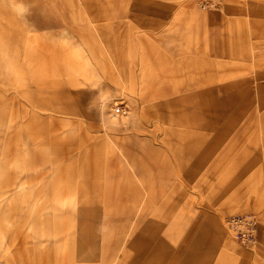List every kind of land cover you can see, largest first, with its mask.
I'll return each mask as SVG.
<instances>
[{"label": "rangeland", "instance_id": "obj_1", "mask_svg": "<svg viewBox=\"0 0 264 264\" xmlns=\"http://www.w3.org/2000/svg\"><path fill=\"white\" fill-rule=\"evenodd\" d=\"M16 2L0 0V264H264V0ZM188 3L212 41L179 29Z\"/></svg>", "mask_w": 264, "mask_h": 264}, {"label": "crops", "instance_id": "obj_2", "mask_svg": "<svg viewBox=\"0 0 264 264\" xmlns=\"http://www.w3.org/2000/svg\"><path fill=\"white\" fill-rule=\"evenodd\" d=\"M153 11H157L156 9H153L151 8L150 12H148V14H159L158 12H153ZM177 11V14L180 13V14H183V15H187L188 17H185L183 18L184 20L186 19V21L184 23H179V26H180V30L181 31H185V30H188L189 31V35L187 34V36L190 37V40L192 38H196V36H198V34H196V31H203L205 32V37H203V39H205L206 41H212V31L214 28H212V26L208 23H202V22H199V26L198 24L196 23L197 21H201L204 17L202 16V12L200 11H197L191 3H188L187 5L185 6H182L180 8H177L176 9ZM194 19H195V23L194 22ZM155 24H159V23H152V24H147V25H144L141 27L142 28V37L145 39H150V38H154V37H162L163 34L159 32V30L157 28H159V26H155ZM152 31H155V34L153 33H150ZM156 32H158L156 34ZM193 32V34L191 33ZM128 30L126 31V34H125V41L128 42L126 43V45L129 47V46H132L133 44L130 43L129 41H131L130 39H128ZM200 35L202 36V34L200 33ZM186 36L185 33H182L181 34V37H184ZM202 40V39H201ZM148 46L149 43H147ZM196 58V56L194 57ZM198 58H213L212 55H208V56H205V57H198Z\"/></svg>", "mask_w": 264, "mask_h": 264}, {"label": "bare ground", "instance_id": "obj_3", "mask_svg": "<svg viewBox=\"0 0 264 264\" xmlns=\"http://www.w3.org/2000/svg\"><path fill=\"white\" fill-rule=\"evenodd\" d=\"M56 154H57V157L61 159L62 153H60V148L57 150ZM55 171H56V177H55V183L56 184H55V187L53 188V191L51 192V189L49 188V186H47L42 191H43L44 196L47 197L50 195L49 198L53 200V203L51 205L49 204V206H51V209L52 210H57V209L60 210V209H62V206H63L62 205L63 204V198H62L61 187H60L59 181L62 179L61 177L63 176V174L61 172V167H60V171H58V167L56 168ZM51 196H52V198H51ZM44 207L48 208L46 203H44ZM54 218L57 219V216H55ZM47 226H45V228H46L45 233L46 234L49 233V229ZM59 254H60V252L58 251V255Z\"/></svg>", "mask_w": 264, "mask_h": 264}, {"label": "clouds", "instance_id": "obj_4", "mask_svg": "<svg viewBox=\"0 0 264 264\" xmlns=\"http://www.w3.org/2000/svg\"><path fill=\"white\" fill-rule=\"evenodd\" d=\"M12 10L19 18H24L28 13V8L23 3L19 2V0H17Z\"/></svg>", "mask_w": 264, "mask_h": 264}, {"label": "built area", "instance_id": "obj_5", "mask_svg": "<svg viewBox=\"0 0 264 264\" xmlns=\"http://www.w3.org/2000/svg\"><path fill=\"white\" fill-rule=\"evenodd\" d=\"M112 112L115 115H125L128 113V107L126 104L122 103V104H114V106L112 107ZM251 225V223H250ZM250 227V226H249Z\"/></svg>", "mask_w": 264, "mask_h": 264}]
</instances>
